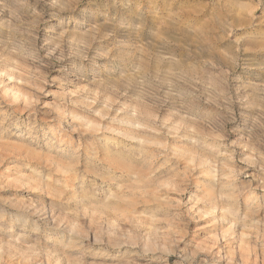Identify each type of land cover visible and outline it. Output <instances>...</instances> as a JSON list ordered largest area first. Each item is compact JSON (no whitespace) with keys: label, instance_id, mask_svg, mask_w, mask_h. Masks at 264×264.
<instances>
[{"label":"rangeland","instance_id":"obj_1","mask_svg":"<svg viewBox=\"0 0 264 264\" xmlns=\"http://www.w3.org/2000/svg\"><path fill=\"white\" fill-rule=\"evenodd\" d=\"M0 264H264V0H0Z\"/></svg>","mask_w":264,"mask_h":264}]
</instances>
